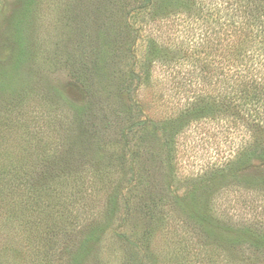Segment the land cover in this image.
<instances>
[{"label":"trees","instance_id":"trees-1","mask_svg":"<svg viewBox=\"0 0 264 264\" xmlns=\"http://www.w3.org/2000/svg\"><path fill=\"white\" fill-rule=\"evenodd\" d=\"M207 1L117 0L111 6L103 0L73 1L77 18L70 35L83 45L78 55L66 52V60L73 80L81 83L84 105L62 110L65 106L55 103L56 91L13 90L0 112V264L97 263L99 254L91 252L110 232L121 251H128L127 257L118 256L123 264L151 263L148 251L138 256L134 250L158 233L166 208L201 242L210 243L209 249L240 247L245 256H234L227 264H264V223H241L223 233L217 221L204 217L208 198L197 196L207 189L201 185L207 180L213 183L211 190L238 181L264 191V175H237L253 159L264 161V0ZM93 3L102 18L115 13L96 26L97 41L90 45L84 38H89L88 21L96 17L86 8ZM173 12L192 19L193 41L182 55L192 68L184 82L190 91L192 84L199 91L184 107L157 115L156 105L140 92L152 85L156 37L150 25ZM141 41L147 43L144 62L137 54ZM54 53L58 51L43 49V62L52 64ZM7 83L4 77L0 88H10ZM36 109L48 115L37 117L32 114ZM203 118L220 120L231 142L238 139L234 156L214 172L188 181L186 195H173L167 169L161 173L154 167H169L164 161L171 159L183 123ZM108 153L121 166L107 159ZM105 159L111 162L109 172L94 166L90 174L91 164ZM112 173L120 179L114 185ZM73 208L82 213H72ZM85 212L93 220H85ZM135 218L142 224L134 231L122 229ZM181 251L189 253L186 246ZM203 260L198 262L206 264Z\"/></svg>","mask_w":264,"mask_h":264},{"label":"rangeland","instance_id":"rangeland-1","mask_svg":"<svg viewBox=\"0 0 264 264\" xmlns=\"http://www.w3.org/2000/svg\"><path fill=\"white\" fill-rule=\"evenodd\" d=\"M73 1L75 0H0V80L6 77L7 85L10 88L13 87V89L6 88L4 90L0 88V112L6 108L2 106H8L9 102L6 100L8 98L5 97L13 90L15 93L20 90L56 91L57 101L55 103L65 106L62 110H66L67 107L77 109L84 105L85 95L81 90V83L79 80H73L72 73L69 72L68 60H66L69 52H75L78 55L77 49L83 45L79 38L73 34L70 35L77 18V12L73 13L75 10ZM220 1L209 0L207 2L210 4L215 2L218 5ZM103 2L104 4L108 2L111 6L116 4L117 0H103ZM86 11L90 17H96L90 22L88 21L89 38H84V41L91 45L92 42L97 41L93 36L96 26L105 20L113 19L112 14L115 12L109 11L110 14L102 18L100 17L101 11L99 14L95 11L94 3L88 4ZM178 17L177 12H173L150 25L152 34L156 37L154 41L156 53L152 57L153 61L150 66L152 85L142 87L140 92L156 105L153 106L157 115L161 114V111L172 112L177 108L184 107L185 102L190 101V97H193V92L199 91L193 84L194 90L190 91L192 88L185 86L184 82L187 71L192 68L188 59L182 56L183 49L190 47L191 41H193L191 37L192 22L190 21L192 19L189 14H187L186 20L184 19L185 15ZM68 35H70V40H68ZM99 42L98 38V44ZM138 44L137 54L144 62L147 55V43L141 41ZM100 47L102 48L103 45ZM43 49L58 51L52 57L56 59L52 64L43 62ZM106 50L108 55L105 54V57H108L110 49ZM46 53L52 54L51 52ZM162 53H165L166 56L161 55ZM21 54H23V63H20L17 69L16 63L19 62ZM30 101V103H35L33 98ZM45 110L40 114L36 109L32 114L37 117L47 116ZM71 112L72 110L69 113ZM237 142V138L231 142L229 134L225 132L220 120L203 118L185 121L174 138L173 149L170 152L171 159L164 161L166 164L168 162L170 166L165 167L161 162L164 166L160 164L162 168L161 166L154 167V170L160 169L162 173L163 168H166L165 178L169 179L167 183L172 189L171 193L177 196L186 195L187 189L191 191L188 181L192 182L193 179L204 177L214 172L217 167L224 166L234 156V147ZM164 153H169V150L166 149ZM106 156H108L107 159H111L112 162L121 166L116 155L108 153ZM106 161L105 159L102 163H92L90 174L95 173L92 168L94 166L109 172L111 162L109 165L104 163ZM96 174L98 173L96 172ZM237 175L256 177L264 175V161L253 159L250 165L238 171ZM89 176L93 178L92 175ZM111 176L114 178L113 185L115 182L118 183L120 179H116L114 174ZM96 180L98 177L93 180L95 184H97ZM204 183L208 190L199 189L201 192L200 195H197L198 199L208 198L206 200L207 216L204 217L208 221H217L223 227L221 230L223 233L233 230L232 226L236 227L241 223H264V191L262 189L251 184L231 181V185L225 183L217 190H211L212 181H203L201 185ZM99 188L97 187V190ZM71 212L77 215L82 213L75 208ZM154 212L156 213L153 211V214ZM171 212L170 208H166L162 212L161 219L164 222L158 226V233L152 237L150 242H141L140 233L136 232L141 247L134 251L138 256L144 252L147 253V251L152 256V262L148 263V260L145 259L144 264H202L203 262L199 263L198 261L203 258V261H207L206 264H227L228 261L233 260L234 256H245L241 254L240 247L230 249L227 245L222 244L221 248L209 249L210 243L201 242L198 236L192 232L190 226H185V223L177 219ZM86 214L88 213L82 214L85 220H93V214ZM131 221L130 226L124 225L122 229L127 232L134 231L138 225L142 224V221L136 222L135 218L132 221L133 228ZM108 236V239L102 240L94 246L95 250L91 253L95 256L97 253L99 255L97 254L98 262L95 263L92 260L90 261L92 264H123L122 259H119L118 256L128 251L124 253L121 251L122 247L120 248L116 237L112 236L111 232ZM182 246L189 249L188 254L181 255ZM124 257L127 255L124 254Z\"/></svg>","mask_w":264,"mask_h":264}]
</instances>
